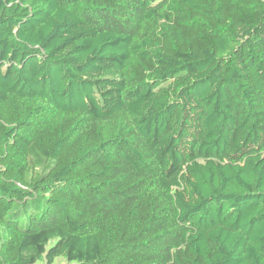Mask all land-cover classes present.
Wrapping results in <instances>:
<instances>
[{
	"label": "trees",
	"instance_id": "obj_1",
	"mask_svg": "<svg viewBox=\"0 0 264 264\" xmlns=\"http://www.w3.org/2000/svg\"><path fill=\"white\" fill-rule=\"evenodd\" d=\"M43 255L264 264V0H0V264Z\"/></svg>",
	"mask_w": 264,
	"mask_h": 264
},
{
	"label": "rangeland",
	"instance_id": "obj_2",
	"mask_svg": "<svg viewBox=\"0 0 264 264\" xmlns=\"http://www.w3.org/2000/svg\"><path fill=\"white\" fill-rule=\"evenodd\" d=\"M31 158H32V160H31L32 165L35 167V169H39L42 166L43 161L40 158H37L35 155H32ZM53 243H54V241H50L47 244L46 249H48ZM33 264H47V262L44 258V255H43L42 259L37 260ZM50 264H77V262H75V261L69 262L65 259V257L59 256V257L54 258L53 262Z\"/></svg>",
	"mask_w": 264,
	"mask_h": 264
}]
</instances>
